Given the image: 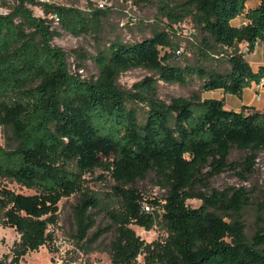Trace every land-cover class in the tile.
<instances>
[{
    "label": "trees",
    "instance_id": "1",
    "mask_svg": "<svg viewBox=\"0 0 264 264\" xmlns=\"http://www.w3.org/2000/svg\"><path fill=\"white\" fill-rule=\"evenodd\" d=\"M125 1L154 4L164 27H153L151 37L133 43L118 37L110 41L108 50L95 56L101 68L97 79L72 70L68 54L54 44L60 32L49 15H57L69 32L97 36L104 9L84 12L75 5L13 0L0 14V127H10L20 139L11 150L0 145V177L37 191L16 192L0 181V223L21 234L13 261L52 242L50 226L58 223L60 200L81 193L75 209L77 238L85 242L95 226L91 210H107L114 225L100 228L85 243L114 229L112 264H264V208L249 237L246 189L208 191L210 174L227 168L253 171L257 153L264 150V110L247 105L235 110L221 99L198 97H173L168 104L147 78L142 83L152 108L140 118L116 81L117 70L146 66L181 83L188 82L187 74H198L205 89L241 96L264 79V64L255 69L239 47L245 41L254 51L264 37V0ZM251 1L255 4L249 6ZM189 17L230 50L224 68L181 67L161 55L160 47L171 45L170 28ZM233 147L250 153L241 162L229 161ZM106 160L117 180L116 199L102 207L85 184L86 176ZM207 165L211 172L204 171ZM150 170L167 194L152 199L156 209L146 211L145 196L133 185ZM188 198H201L203 204L191 207ZM131 224L148 230L161 225L168 236L147 243Z\"/></svg>",
    "mask_w": 264,
    "mask_h": 264
},
{
    "label": "rangeland",
    "instance_id": "2",
    "mask_svg": "<svg viewBox=\"0 0 264 264\" xmlns=\"http://www.w3.org/2000/svg\"><path fill=\"white\" fill-rule=\"evenodd\" d=\"M50 1L65 5H75L84 12L102 8L106 12L102 17V29L97 36L93 34L76 35L55 23V29L60 34L55 37L54 44L64 50L69 57L73 71H79L86 79H97L101 74V68L95 56L100 50H108L110 41L120 38L125 43H133L153 35L152 28L162 26L158 17V9L154 4H136L125 0H108L104 7H100L101 0H39ZM6 3L13 4V0H0V14L8 12ZM255 1L249 2V6ZM37 14H40L38 6H32ZM165 22V20H163ZM240 25L244 22L237 20ZM164 27V26H162ZM168 29V28H166ZM169 47H160L161 55H169L170 62L174 65L186 67L188 64H202L207 68H224L227 65V53L229 49L217 45V43L199 26L192 17L183 23L175 24L170 28ZM240 50L247 59L256 67L260 57H264V37L258 38L254 51H250V44L242 42ZM117 84L125 93L128 107L143 118L152 108L150 93L144 88V80L151 78L157 96L170 103L173 97L193 99L198 97L205 99H221L225 105L235 110L242 109V98L236 94L225 93L223 90H207L204 88V78L198 74H187V83L169 81L161 77L159 71L146 66L129 67L117 70ZM141 84V85H140ZM264 91L256 92L257 94ZM20 143L19 137L10 127H0V145L6 149H14ZM250 153L249 150L233 147L228 155L229 161H243ZM205 172H211L212 166L207 165ZM0 181L10 189L24 193L35 194L34 189L24 188L16 181L0 177ZM209 192L212 188L226 190L233 193L244 188L247 191L249 203L244 210V221L247 225V234L251 237L257 225V216L264 208V150L257 153L252 172H242L240 168H227L219 173L210 174L208 178ZM117 180L113 175V165L105 161L86 176L85 191L94 195L102 207L108 205L114 198L113 186ZM131 184L126 185V187ZM145 196L144 203H149L152 209L155 205L150 201L163 199L167 194V188L161 183L160 177L154 170L148 171L144 177L138 178L133 185ZM81 193L60 200L58 206V223L50 226L54 240L38 250L28 252L19 263H15L14 246L21 238V234L13 227L0 223V264H112L111 245L115 237L114 229L99 237L96 242L85 243L91 240L100 228L114 225L107 210H91L94 213L95 226L90 230L85 242L77 238L76 206L81 199ZM117 201V200H115ZM187 204L191 207H200L203 204L201 198H188ZM118 205V203H116ZM144 205V204H143ZM135 232L147 243L163 240L168 236L167 230L156 225L152 229H146L137 224H131ZM139 262L144 261V255L138 257Z\"/></svg>",
    "mask_w": 264,
    "mask_h": 264
},
{
    "label": "crops",
    "instance_id": "3",
    "mask_svg": "<svg viewBox=\"0 0 264 264\" xmlns=\"http://www.w3.org/2000/svg\"><path fill=\"white\" fill-rule=\"evenodd\" d=\"M252 66L255 69H258L262 64H264V57H260L258 65L255 67L251 62ZM264 91V79L260 83H254L250 87H247L242 95V105L252 106L259 110H264V98L256 99V92ZM238 110V109H237Z\"/></svg>",
    "mask_w": 264,
    "mask_h": 264
},
{
    "label": "built area",
    "instance_id": "4",
    "mask_svg": "<svg viewBox=\"0 0 264 264\" xmlns=\"http://www.w3.org/2000/svg\"><path fill=\"white\" fill-rule=\"evenodd\" d=\"M107 1L108 0H101L100 3H99L100 7H104L105 4L107 3ZM128 2H131V1H128ZM39 12H40V14H38V15L45 16V13L43 12V10L41 8H40ZM49 17L51 19H54L55 23L59 24L60 20H59V17L57 15L51 14V15H49ZM257 97L260 99L262 97V94L258 93ZM144 209L146 211H152L153 210L152 206L149 203H145L144 204Z\"/></svg>",
    "mask_w": 264,
    "mask_h": 264
}]
</instances>
